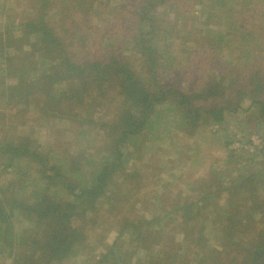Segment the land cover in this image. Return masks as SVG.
Wrapping results in <instances>:
<instances>
[{
  "label": "trees",
  "instance_id": "1",
  "mask_svg": "<svg viewBox=\"0 0 264 264\" xmlns=\"http://www.w3.org/2000/svg\"><path fill=\"white\" fill-rule=\"evenodd\" d=\"M105 1L62 0L64 8L60 7L58 12L62 17L51 19L48 11L55 10L60 1L31 0V13L13 25L4 24L8 25L4 28L8 34L4 45L0 36V103L7 110L0 113L1 119L10 115L7 111H15L24 119L33 113L44 119L67 120L81 133L96 130L107 144L106 149L95 145V154L90 157L94 163L86 171L85 164H80L85 155H77V160L67 159L68 155L57 156L63 162L67 160L64 167L63 163L52 162L49 154H43L42 148L29 139L14 142L0 136V153L9 156V165L17 158L36 163V176L31 179L23 174L22 178H26V183L33 181L40 192L31 201L13 194L4 199L5 190L0 188V230L11 229L15 216L34 222L35 227L42 228L41 235L39 239L27 236L26 243L34 254L38 253L36 259L43 258L31 263L52 264L76 254L74 249L85 238L81 224L90 216L97 223L101 218L97 211L106 205L108 212H113L109 215L118 227L117 237L129 231L137 234L136 241L145 244V235L154 230L147 227L169 226L182 236L181 241H171L176 243L174 251L162 255L163 249L156 248L161 244L151 241L157 252L148 256L149 264H185L187 257L180 256L179 251L188 245H192L188 251H194L200 244L206 259L196 264H264V150L260 169L251 167L252 158L250 164L242 166L244 173L229 170L232 177L228 180L217 172L211 178L196 180L206 185L199 197L203 203L198 207L196 201L177 197L172 209H164L162 214L150 209L151 215L142 219L121 209L131 197L128 192L133 185L128 181L141 175L136 167H129L128 152L142 147V134L157 118L165 125L171 122L169 115H162L164 107L173 113L179 110L181 117L175 125L186 134L206 124L223 122L226 111L237 113L253 108L259 120L264 121V26L256 21L264 0H207L208 3L200 4V16L208 23L207 35L217 56L200 61L195 48L191 54L193 61L185 62L186 71L180 66L178 70L184 75H200L198 81L184 76L188 82L180 78L178 83L164 77L161 68L165 66L156 56V43L152 42L159 41L157 30L163 34L156 22L160 18L159 8L166 0ZM111 7L113 19L103 33L86 35L84 19H92L102 8ZM126 10L137 16L138 23L147 22L148 34L152 36L142 30L138 35L126 34L125 27L131 23L127 16H122ZM12 29L14 34L9 33ZM105 39L108 40L104 54L93 51L94 42L101 40L102 44ZM133 45L141 49L135 51ZM206 47L205 52L201 51L203 57L210 49ZM146 57L150 60L147 67L137 68L135 64H142ZM188 128L192 131L188 132ZM102 151L106 153L102 155ZM228 155L231 161L235 153L230 151ZM237 180L241 182L237 184ZM212 193L230 204L214 215L201 210ZM240 194L247 201L241 200ZM164 200H160L161 208ZM208 227L216 247L205 238ZM6 234L0 245L7 244ZM96 258L93 264H100ZM125 262V257L117 254L116 264Z\"/></svg>",
  "mask_w": 264,
  "mask_h": 264
},
{
  "label": "rangeland",
  "instance_id": "2",
  "mask_svg": "<svg viewBox=\"0 0 264 264\" xmlns=\"http://www.w3.org/2000/svg\"><path fill=\"white\" fill-rule=\"evenodd\" d=\"M58 1L60 2L55 4V10L48 11L51 19H59L63 15L58 14L60 7L61 9L64 8V6H61L62 0ZM194 1L197 4L193 5ZM203 2L208 3L209 1L166 0L159 8L160 18L156 22V26L163 29V34L157 30L159 41L152 42L156 43V56L165 66L161 68L164 77L169 81L172 80L173 83H178L180 78H183V82L184 80L187 81L184 76L194 78L192 82L198 81L200 75H197V77L196 75H184L185 73L178 70V66H180V69L186 71L187 65L185 62H188V59L192 60L191 54L195 48L196 51H199L200 61L206 58L209 59L210 56L213 58L215 55L217 56V54H214V43L207 35L206 25L208 23L205 22L204 17L200 16V4ZM233 2L238 5V2ZM104 3L109 5L107 1ZM31 5V0H0V36H2L3 45L7 43L5 40L8 34L4 31L5 26L8 25L4 24L13 25L22 19L26 13H31L33 10ZM113 10L112 7L110 9L102 8L101 12H97L92 19H84L85 29L83 31L85 34L88 33L89 36L92 34L96 36V33L98 35L102 34L104 29L111 23V19H113ZM117 14L121 13L118 12ZM256 15L258 25L260 27L264 26V6L260 7ZM122 16H127L126 19L131 22L125 27L126 34L138 35V32L142 30L145 35L152 36V33L148 34L150 29L147 22L138 23L137 16L131 10H126ZM165 23L167 27H164ZM254 30L256 31V28ZM9 33L14 34V30H9ZM106 40L108 39L102 41V44L101 40L97 41V44L94 42L93 51L104 54L103 49L107 45ZM202 46H205L204 50H201ZM206 46L211 50L208 49V55L203 57L201 51L205 52ZM132 48L135 51L141 49L139 45L137 47L133 45ZM125 53L130 54V51L125 50ZM222 58L226 59L227 57L222 56ZM149 62L150 60L146 57L142 64L137 62L135 65L137 68L147 67ZM197 67H200L199 63ZM112 95L115 97L114 93ZM245 104L247 103L245 102ZM6 110L7 107L0 103V113H4ZM162 110L164 112L163 117L169 115L168 119L171 122L165 125L161 118L154 119L156 122L152 127L147 128L141 136L142 147H139V150L135 148L131 153L128 152L127 162L130 165L129 167H136L141 175L136 179L137 182H135V179L134 181H128L129 185H133V189L127 190L131 197L126 202L127 204L121 208L122 210L126 209V212L129 211L131 215H137L142 219L151 215L150 209H156L155 211L161 214L164 209H172L177 197L196 201L198 207L203 203L199 200V197L204 194V186L206 185H201L195 182L196 180L199 182L204 178H211L215 175V172L220 173L221 176L223 175V179L228 180L232 177L229 170L235 169L244 173L246 169L242 166L249 163L252 158L254 159L251 167L255 166V168L260 169L262 150H264V121L259 120L253 108L246 111L240 110L237 113L226 111L223 122L197 127L192 134L188 133L192 131L191 128L187 129L188 134H186L175 125L181 117L179 110L174 113L171 110H166V107ZM7 113L10 115L4 120L1 119L0 114V128L2 129L0 136L4 137L6 141L14 142H27L29 139L30 142L42 148L43 154H49L52 162L63 163L64 167L67 165V160L63 162L58 157L68 155L67 159L72 160L73 158L76 159L77 155H85L84 158H80V164L82 165L83 162L86 171H89L91 164L94 163L90 161V157L92 159L95 154V151H93L95 145L100 144L102 148L106 149L107 140L103 143V137L96 130L90 129L81 133L79 129L72 128L67 120L44 119L33 113H29L24 119L17 115L15 111H11V113L7 111ZM100 141L101 143H99ZM230 151L235 153L231 161L228 160ZM105 153L102 151V155ZM8 159V155L0 153V188L5 190L2 195L3 198L5 199L13 194L18 199L30 201L36 199L40 192L33 186L35 183L33 181L26 183V178H22L23 174L26 175L24 177H30L31 179L36 176V163L26 158H17L12 165H9ZM235 160H242L241 166ZM235 175L233 174V176ZM240 182V180H237V184ZM136 184L140 185V188H137ZM123 187H126V185H123ZM210 190L211 187L207 188L206 192L209 193ZM166 196L168 198H165ZM161 198L162 200L165 198L164 207L162 206V208L159 205ZM239 198L247 201V198L242 194L239 195ZM221 199L218 194L212 193L211 199L201 210L203 212L209 210L214 215L217 211L219 212L221 207L230 205L227 202H222ZM145 201L151 203L156 201V204L147 205V207ZM112 213L108 212L105 205L101 211H97V214L101 217L96 220L97 223L93 221V217H87L83 226L81 224L80 227V231L85 235V238L74 249L76 254L52 264H93L95 256L98 257L97 260L101 261L100 264H116L117 254H122L127 264H149L148 256L152 253L156 254V248L163 249L161 255L164 252L171 253L174 251L176 244L171 241L176 242L183 239L177 233L175 227L170 226L147 227L154 230L145 235V237H148L144 238L143 242L145 244L136 241L137 234H132L129 231H126L123 237H117L118 227L114 226V219L111 217L112 215H109ZM12 222L13 227L11 229L5 231L1 228L0 230V241H3L2 237L7 235L6 233L9 235L7 244L5 246L0 245V264H12V262L34 264L31 262L42 261L43 257L36 259V257L39 258L38 253L34 254L31 250L32 247L26 243L27 236H35L39 239L42 228L35 227L34 222L17 216L13 218ZM145 229L146 227H144L143 232ZM205 232L208 243L213 244L211 227H208ZM149 234L151 235L149 236ZM206 239L203 241V245H205ZM151 241H154V245L155 243L161 245L154 248ZM215 245L213 244L214 247H216ZM191 246L188 245L185 249L182 247V250L179 251L180 256L185 255L187 257V263L185 264H196L198 260L206 259L201 244L194 251L192 249L188 251ZM111 249H113V252Z\"/></svg>",
  "mask_w": 264,
  "mask_h": 264
}]
</instances>
